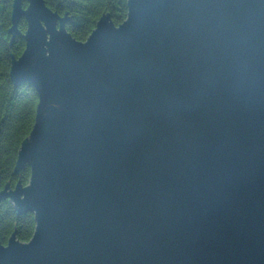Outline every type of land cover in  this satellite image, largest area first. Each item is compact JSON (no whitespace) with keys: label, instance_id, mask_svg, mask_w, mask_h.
<instances>
[{"label":"water","instance_id":"water-1","mask_svg":"<svg viewBox=\"0 0 264 264\" xmlns=\"http://www.w3.org/2000/svg\"><path fill=\"white\" fill-rule=\"evenodd\" d=\"M126 4L77 41L12 1L9 77L38 101L0 202L35 228L0 264H264V0Z\"/></svg>","mask_w":264,"mask_h":264},{"label":"trees","instance_id":"trees-1","mask_svg":"<svg viewBox=\"0 0 264 264\" xmlns=\"http://www.w3.org/2000/svg\"><path fill=\"white\" fill-rule=\"evenodd\" d=\"M13 0H0V190L9 183L13 187L18 180L26 185L30 170L25 167L19 175L13 170L21 142L29 135L35 118L37 94L35 90L21 83L13 85L9 77L11 57L18 58L24 49L22 37L11 43L8 32L11 26ZM45 4L60 16L66 15V30L77 41H85L95 28L96 22L106 13L115 25L126 19L127 0H44ZM26 7V3H22ZM21 33L26 30L23 19L19 21ZM35 228L31 213L16 215L14 206L8 200L0 202V242L6 244L15 231L20 242L30 240Z\"/></svg>","mask_w":264,"mask_h":264}]
</instances>
